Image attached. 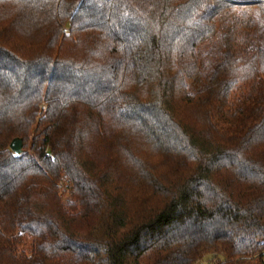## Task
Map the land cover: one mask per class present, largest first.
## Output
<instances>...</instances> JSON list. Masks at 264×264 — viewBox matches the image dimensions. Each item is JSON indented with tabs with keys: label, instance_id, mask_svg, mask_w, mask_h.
Listing matches in <instances>:
<instances>
[{
	"label": "trees",
	"instance_id": "obj_1",
	"mask_svg": "<svg viewBox=\"0 0 264 264\" xmlns=\"http://www.w3.org/2000/svg\"><path fill=\"white\" fill-rule=\"evenodd\" d=\"M263 254L264 1L0 0V264Z\"/></svg>",
	"mask_w": 264,
	"mask_h": 264
},
{
	"label": "water",
	"instance_id": "obj_2",
	"mask_svg": "<svg viewBox=\"0 0 264 264\" xmlns=\"http://www.w3.org/2000/svg\"><path fill=\"white\" fill-rule=\"evenodd\" d=\"M235 2H257V1H263V0H233ZM10 149L14 152L16 156H19L24 151V143L21 138H16L13 140V142L10 145Z\"/></svg>",
	"mask_w": 264,
	"mask_h": 264
},
{
	"label": "rangeland",
	"instance_id": "obj_3",
	"mask_svg": "<svg viewBox=\"0 0 264 264\" xmlns=\"http://www.w3.org/2000/svg\"><path fill=\"white\" fill-rule=\"evenodd\" d=\"M233 1V0H232ZM264 255V254H263ZM207 259H208V256H203L202 259L200 260V262L196 263V264H199L201 263L202 261L203 262H207Z\"/></svg>",
	"mask_w": 264,
	"mask_h": 264
},
{
	"label": "built area",
	"instance_id": "obj_4",
	"mask_svg": "<svg viewBox=\"0 0 264 264\" xmlns=\"http://www.w3.org/2000/svg\"><path fill=\"white\" fill-rule=\"evenodd\" d=\"M264 1V0H263Z\"/></svg>",
	"mask_w": 264,
	"mask_h": 264
}]
</instances>
